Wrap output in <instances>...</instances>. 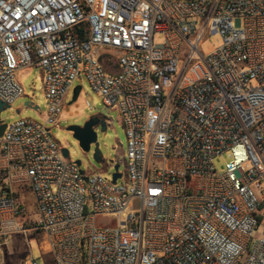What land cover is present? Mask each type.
Here are the masks:
<instances>
[{
    "label": "built area",
    "instance_id": "2783aa9c",
    "mask_svg": "<svg viewBox=\"0 0 264 264\" xmlns=\"http://www.w3.org/2000/svg\"><path fill=\"white\" fill-rule=\"evenodd\" d=\"M30 66L46 112L0 137V264L19 233L43 234L54 264H264V0H0L1 101ZM82 75L126 130L116 182L49 129Z\"/></svg>",
    "mask_w": 264,
    "mask_h": 264
},
{
    "label": "rangeland",
    "instance_id": "374dc122",
    "mask_svg": "<svg viewBox=\"0 0 264 264\" xmlns=\"http://www.w3.org/2000/svg\"><path fill=\"white\" fill-rule=\"evenodd\" d=\"M155 43L165 42L163 34L155 35ZM222 45L220 35H207L200 51L203 55L214 52ZM15 80L22 86L23 95L18 98L9 108L0 114V119L5 124L28 119L44 124L46 112V98L43 89V77L40 68L35 66L18 69L15 72ZM81 87L76 101L72 102L73 90ZM29 103V106H26ZM92 116H102L106 122V130H97V141L103 155V162H97L93 158L94 146L89 153H85L72 133L67 130L70 126H83ZM52 136L61 148L69 151L71 162L80 161V170L87 175L97 174L106 180H112L115 172L113 165H119V173L125 174L123 155L127 147L126 130L122 123L120 113L117 109L109 110L103 103L101 97L90 86L84 75L78 77L68 94L62 107L59 127H51ZM231 152H225L215 157L213 165L217 173L225 171L226 164L231 160ZM249 167V165H245ZM30 202V208H34V201L30 195L24 196ZM8 245L3 249V264H25L27 259H35L38 264H54L53 258L42 250L44 235L37 234H13L9 238ZM44 247V246H43Z\"/></svg>",
    "mask_w": 264,
    "mask_h": 264
},
{
    "label": "water",
    "instance_id": "95a60500",
    "mask_svg": "<svg viewBox=\"0 0 264 264\" xmlns=\"http://www.w3.org/2000/svg\"><path fill=\"white\" fill-rule=\"evenodd\" d=\"M81 91V87H76L73 90L72 102L76 101L79 93ZM29 103H26V106H29ZM10 105L4 103L0 100V114L5 109L9 108ZM102 116H92L89 120H87L83 126H70L67 128L69 132L72 133V136L75 140L78 141L79 146L85 153H89L91 151L92 146H94L93 150V158L97 162H103V155L99 148V143L97 141V130L100 128L101 131H105L107 128V124ZM6 128V124L0 119V137L3 135V132ZM62 154L65 158H69V151L66 148H62ZM77 166H81L80 161L74 162ZM115 172L112 175V181L116 182L117 178L121 177L119 173V165H113ZM82 172V171H81Z\"/></svg>",
    "mask_w": 264,
    "mask_h": 264
},
{
    "label": "crops",
    "instance_id": "0c3cea01",
    "mask_svg": "<svg viewBox=\"0 0 264 264\" xmlns=\"http://www.w3.org/2000/svg\"><path fill=\"white\" fill-rule=\"evenodd\" d=\"M13 189L18 192V194L22 195L23 197L26 196V195H30L32 197V200L34 201V197L32 195V193H30L29 191H25L21 185H14L13 186ZM25 198V197H24ZM26 199V198H25ZM27 200V199H26ZM28 204H30V202L27 200ZM48 253V252H47ZM51 257V259L53 258L52 257V254L48 253Z\"/></svg>",
    "mask_w": 264,
    "mask_h": 264
}]
</instances>
